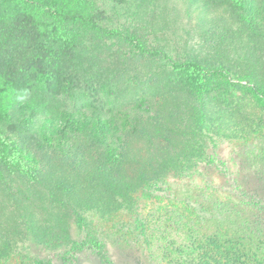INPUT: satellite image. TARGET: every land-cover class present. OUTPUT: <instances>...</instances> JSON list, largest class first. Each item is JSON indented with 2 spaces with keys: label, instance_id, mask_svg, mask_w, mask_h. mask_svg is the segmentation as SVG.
Returning <instances> with one entry per match:
<instances>
[{
  "label": "trees",
  "instance_id": "16d2710c",
  "mask_svg": "<svg viewBox=\"0 0 264 264\" xmlns=\"http://www.w3.org/2000/svg\"><path fill=\"white\" fill-rule=\"evenodd\" d=\"M111 1L133 10L137 20L156 16L164 26L180 23L182 11L188 18L194 14L203 36L217 33L220 41L228 36L238 43L252 40L253 34L264 39V0ZM103 20L92 13L89 0H0V202L7 195L6 179L17 173L40 184L47 192L35 195L52 206V223L47 226L37 220L32 208H20L19 223L2 210L0 264L29 237L64 242L68 239L65 221L70 218L79 226H84L88 214L109 219L129 211L138 191L167 186L171 178L186 179L196 166H203L217 139H251L260 131L250 123L238 131L227 90L213 91L215 86L205 82L202 63L193 58L173 62L166 51L151 52L123 31L103 27ZM70 24H79L93 35L96 51L107 41L118 40L130 45L138 58L164 61L170 79L183 75L181 82L171 86L180 97L187 96L183 109L141 114L123 138L121 130L99 116L64 109L63 96L81 87L85 66L83 55L61 40ZM234 25L238 31H229ZM216 72L212 69L209 78H215ZM260 89L264 93V81ZM240 115L249 122L245 113ZM39 119L48 125L34 131ZM217 209L216 216L205 213L200 218V223L214 224L211 229L192 225L181 231L182 245L171 255V248L163 245L164 256L170 255L178 264H264V229L254 219Z\"/></svg>",
  "mask_w": 264,
  "mask_h": 264
},
{
  "label": "rangeland",
  "instance_id": "374dc122",
  "mask_svg": "<svg viewBox=\"0 0 264 264\" xmlns=\"http://www.w3.org/2000/svg\"><path fill=\"white\" fill-rule=\"evenodd\" d=\"M89 5L93 14L104 19L100 23L103 27L123 31L149 51H166L173 62L185 63L193 58L202 63L205 82L215 86L213 91L227 90V99L237 114L238 131L249 123L260 131L251 139H217L203 166H196L186 179L171 178L167 186L138 191L129 211L109 219L88 214L84 226H79L70 218L65 221L67 240L43 242L29 237L2 264H178L170 255L183 243L181 231L192 229V225L211 229L214 224L200 223V218L205 213L216 216V208L219 213L235 212L254 219L264 229V93L260 89L264 81V39L253 34L252 40L236 43L228 36L218 40L217 33L203 36L194 14L188 18L183 11L180 23L164 26L157 23L156 16L137 20L132 17L133 10L111 0H89ZM235 30L237 25L229 28ZM61 40L85 58L81 87L63 96L64 109H80L88 117L99 116L104 123L111 122L121 130V138L141 114L183 109L182 100L187 96L180 97L179 90L171 87L181 82L183 75L170 79L164 61L138 58L130 45L118 40L107 41L96 51L93 35L79 24L66 26ZM212 69L218 72L210 79ZM241 113L249 117V122L239 117ZM46 124L44 119L37 120L34 131ZM72 142L70 139L66 143L68 149ZM18 157L24 156L20 153ZM5 190L0 213L6 211V216L19 223L20 208H32L43 226L52 223V206L36 196L37 192H47L40 184L13 173L6 179ZM21 195L28 199L23 201ZM163 245L172 249L168 257L163 254Z\"/></svg>",
  "mask_w": 264,
  "mask_h": 264
}]
</instances>
